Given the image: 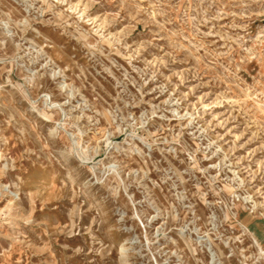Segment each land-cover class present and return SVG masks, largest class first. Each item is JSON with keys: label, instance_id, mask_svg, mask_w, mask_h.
Listing matches in <instances>:
<instances>
[{"label": "rangeland", "instance_id": "1", "mask_svg": "<svg viewBox=\"0 0 264 264\" xmlns=\"http://www.w3.org/2000/svg\"><path fill=\"white\" fill-rule=\"evenodd\" d=\"M0 264H264V0H0Z\"/></svg>", "mask_w": 264, "mask_h": 264}]
</instances>
